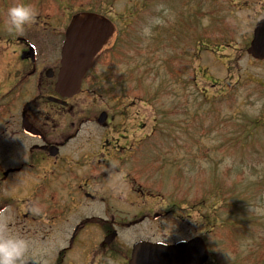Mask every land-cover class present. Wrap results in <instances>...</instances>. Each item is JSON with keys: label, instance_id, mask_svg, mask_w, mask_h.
Instances as JSON below:
<instances>
[{"label": "rangeland", "instance_id": "rangeland-1", "mask_svg": "<svg viewBox=\"0 0 264 264\" xmlns=\"http://www.w3.org/2000/svg\"><path fill=\"white\" fill-rule=\"evenodd\" d=\"M202 1L0 0V41L11 39L10 44L0 42V67L17 49L16 39L33 44L41 58L52 54L48 41L61 42L74 13L97 12L115 28L109 42L120 55L116 61L113 51L114 71L120 64V74L112 77L117 82L101 92L108 88L103 81L95 91L87 90L74 100L92 101L93 114L117 101L119 108L111 110L113 124L133 136L120 144L134 150L140 193L155 198L138 205L140 214L148 212L149 219L141 215L143 220L129 226L126 218L131 219L135 206L123 204L125 221L118 241L106 256L95 260L91 254L89 264H127L129 249L137 240L172 243L193 236L205 239L210 254L206 264H264V61L246 54L252 32L247 17L251 7L264 15L259 10L264 0L245 5L243 0ZM15 3L28 4L36 13L20 32L8 29L7 9ZM191 16L201 18L196 21ZM154 17L160 22L151 23ZM230 25V37L220 38ZM145 26L150 35L143 34ZM196 30L209 40L198 45V52ZM205 30L216 34L207 35ZM254 120L260 125L252 129ZM107 131L98 124L85 125L64 148L93 151ZM52 179L40 186L38 196L47 198L40 201V210L48 211L56 202ZM9 187L11 194L17 187L25 191L15 183ZM9 204L18 208L16 200ZM12 208L0 214V224L6 223L10 232L28 241L24 262L50 264L53 253L65 245L67 230L30 233L14 227L18 223L11 216ZM100 209L93 205L91 212ZM27 210L34 212L35 207ZM154 213L162 216L153 220ZM26 223L36 228L35 221ZM77 255L71 258L74 264H87Z\"/></svg>", "mask_w": 264, "mask_h": 264}, {"label": "flooded vegetation", "instance_id": "flooded-vegetation-1", "mask_svg": "<svg viewBox=\"0 0 264 264\" xmlns=\"http://www.w3.org/2000/svg\"><path fill=\"white\" fill-rule=\"evenodd\" d=\"M250 1L255 4L257 2L243 0L242 3L245 5ZM202 2L198 0V3ZM250 10L247 18L253 28L257 20L264 19V15H257L253 7ZM259 10H264V6ZM239 22L243 23L241 20ZM229 27L231 30L225 32L224 37L219 36L220 38L230 37L233 28L231 25ZM200 33H195V43L205 40ZM18 40L16 39L17 49L13 50L11 58L6 59L4 66L0 67V214L4 206H10L9 203L16 200L18 208L13 209L14 214L11 215L18 223L14 224V227L30 231L32 229H28L26 222L35 221L36 232L41 230L43 233H58L64 228L67 230L65 245L53 253L51 264H70L72 251L77 252L78 257L88 263L92 249L95 256L101 258L106 256L117 242L125 221L122 216L123 204L132 203L135 206L131 219L126 218V224L130 225L132 221L140 219L141 215L143 218L148 216L145 211V214H140V201H151L155 198L150 194L140 193V185L135 179L138 166L135 164L137 159L132 154L134 150L124 149L120 145V141H126L133 136L123 132L124 127L121 129V126L118 128L113 124L114 116L111 110L119 108L116 106L117 101L102 109L107 113L106 123L102 127L107 128L109 132L103 134L104 138H101L98 148L93 151L64 148L80 135L83 126L97 124L98 113L93 114L95 109L90 108L92 101L74 99L87 90L94 91L93 88L100 87L103 81L108 86L104 88L105 91L110 90L113 83L117 82L112 77L116 72L120 74V64L115 66L114 71V47L109 40L84 76L79 94L64 99L65 103L59 104L48 100L47 97L59 99L54 91V83L59 68L62 41H48V46H52V54L42 58L33 46L35 56L33 59H27L28 55L22 52L26 51L30 44L24 39H21L22 42ZM55 49H58L56 55ZM115 51L116 61L120 60L118 47ZM29 90L31 92L28 96ZM24 122L34 127L38 135L30 136L24 133ZM129 136L131 137L128 138ZM26 173L30 174L27 179ZM129 175L131 178L128 179ZM52 176L55 194L52 197L56 198V202L53 200L52 207H47L48 211L40 210V201L47 199L38 196L40 186ZM14 183L21 186V189L24 188V193L17 187L11 194L9 186ZM91 205H99L101 209L93 213ZM29 206L35 207V211L27 210ZM73 220L78 222L72 223ZM38 221L45 224L38 225ZM91 226L94 227L93 234ZM111 232H115L113 241L109 245L103 244L100 238ZM94 234L98 239H94Z\"/></svg>", "mask_w": 264, "mask_h": 264}, {"label": "water", "instance_id": "water-1", "mask_svg": "<svg viewBox=\"0 0 264 264\" xmlns=\"http://www.w3.org/2000/svg\"><path fill=\"white\" fill-rule=\"evenodd\" d=\"M113 31L111 22L98 14L83 12L71 17L64 33L60 69L55 83V91L61 97H71L79 92L84 74ZM246 53L253 59L264 60V19L256 23ZM23 54L33 58L31 47ZM49 100L59 102L54 98ZM105 118V113H101L97 122L102 124ZM22 128L28 135H38L37 130L29 123L24 122ZM158 216L155 214L153 217ZM111 238L112 236L107 238V243ZM207 259L208 251L200 237L172 244L140 240L132 245L128 264H204Z\"/></svg>", "mask_w": 264, "mask_h": 264}, {"label": "clouds", "instance_id": "clouds-1", "mask_svg": "<svg viewBox=\"0 0 264 264\" xmlns=\"http://www.w3.org/2000/svg\"><path fill=\"white\" fill-rule=\"evenodd\" d=\"M35 10L25 3H15L7 9V23L9 31L20 32L35 19ZM154 17L151 23H159ZM144 35H150V28L142 29ZM28 250V241L17 233L10 232L7 224H0V264H24V255Z\"/></svg>", "mask_w": 264, "mask_h": 264}, {"label": "trees", "instance_id": "trees-1", "mask_svg": "<svg viewBox=\"0 0 264 264\" xmlns=\"http://www.w3.org/2000/svg\"><path fill=\"white\" fill-rule=\"evenodd\" d=\"M204 44H207V43H204ZM260 125V122L259 120H254L252 123H251V126H252V129L256 128V126H259ZM214 215H212V218H209L208 221H212Z\"/></svg>", "mask_w": 264, "mask_h": 264}]
</instances>
